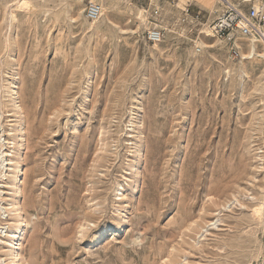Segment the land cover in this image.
Wrapping results in <instances>:
<instances>
[{
    "label": "rangeland",
    "instance_id": "obj_1",
    "mask_svg": "<svg viewBox=\"0 0 264 264\" xmlns=\"http://www.w3.org/2000/svg\"><path fill=\"white\" fill-rule=\"evenodd\" d=\"M17 1L0 0V264L19 224L23 264H264V73L198 34L217 2ZM90 1L110 6L93 27Z\"/></svg>",
    "mask_w": 264,
    "mask_h": 264
},
{
    "label": "built area",
    "instance_id": "obj_2",
    "mask_svg": "<svg viewBox=\"0 0 264 264\" xmlns=\"http://www.w3.org/2000/svg\"><path fill=\"white\" fill-rule=\"evenodd\" d=\"M159 1V0H154ZM85 17L96 20L100 17L101 5L99 2H88L85 6ZM213 18L208 23H201L203 15L200 11L190 13L185 5L181 8L180 21H190L197 26L201 23L202 29H197L198 34L214 39L222 45L229 58L241 55V44L244 41H255L264 46V0H243L242 3H233L225 0L217 3L212 10ZM161 10L152 9L149 18L153 19L145 30L143 38L149 44L155 45L163 41L166 29L160 20ZM155 19V20H154ZM196 46V51H200Z\"/></svg>",
    "mask_w": 264,
    "mask_h": 264
},
{
    "label": "bare ground",
    "instance_id": "obj_3",
    "mask_svg": "<svg viewBox=\"0 0 264 264\" xmlns=\"http://www.w3.org/2000/svg\"><path fill=\"white\" fill-rule=\"evenodd\" d=\"M193 1L197 4H199V3L213 4L215 1L217 3H221V2H224L225 0H193ZM227 1H229V0H227ZM90 2H93V1H90ZM99 3L101 5L100 17H102L103 15H105L107 13V10H109L110 6L105 5L104 3H101V2H99ZM16 5H17V7H29V5L26 1H19L18 0L16 2ZM177 6H181V8H184L181 3H178ZM137 11H138L137 12L138 18L141 20V22H144L145 21V18L143 15L144 11L140 8ZM98 19L91 21L90 27H93L94 24L98 21ZM158 45L159 44H155V45H153V47H158ZM214 45H215L214 42H210V43L201 42L200 43V46H202L204 49L205 48L206 49L212 48V47H214ZM259 47L260 46L255 41L249 42L248 51L246 52V54H241V59L255 57L256 62L262 64L261 66L263 69L261 71L264 73V50L260 49ZM228 71L229 70H227V68H225V72H228ZM239 71L241 74L245 73L244 63L242 61L240 62ZM9 87H10L9 91H12L13 83ZM261 88L264 89V86H262ZM18 119L19 120L17 121L16 127H20L22 124L21 115L19 114V112H18ZM12 136L13 135L11 134V138H13ZM0 138H1V136H0ZM1 147H2V144L0 143V150H1ZM0 153L2 154L3 152L0 151ZM1 160L2 159H0V163H1ZM6 160L9 161L8 165H10V167L12 168L11 169V177H13V183L11 184V190L14 192L15 195L19 196L22 193V177H23L22 164L20 163L19 160H13L12 158H10V159L6 158ZM1 173H2V171L0 170V174ZM14 206H16L14 209L18 211L19 210L18 202H16L14 204ZM263 209H264V199L262 198V200L257 202L253 206V209H252V216L254 217V219H256L259 222H263ZM17 217H18V215H17ZM16 219H18V218H16ZM23 221H24V223H26V220H23ZM110 227L111 226L103 227L102 230H103L104 234H106L108 232V228H110ZM121 230H122V226H119V231H121ZM24 232H25V230H24L23 226L19 224V226H16L15 232L13 231V235H12L11 239L7 241V245L9 246V250H8L9 253L8 254H11V256H12L11 262L14 264H23L24 263L23 257L20 254V249L22 248ZM0 234H1L0 237L4 234L2 232V229H0ZM99 240H100V237H97V236L93 237V241H99Z\"/></svg>",
    "mask_w": 264,
    "mask_h": 264
}]
</instances>
